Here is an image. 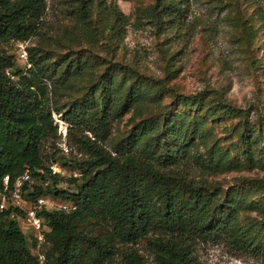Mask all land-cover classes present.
Wrapping results in <instances>:
<instances>
[{
    "label": "trees",
    "instance_id": "16d2710c",
    "mask_svg": "<svg viewBox=\"0 0 264 264\" xmlns=\"http://www.w3.org/2000/svg\"><path fill=\"white\" fill-rule=\"evenodd\" d=\"M182 6L183 0H154L135 22L153 28L159 36L168 29L179 35L186 25ZM46 9L47 0H0V190L4 176H8L11 186L28 170L30 178L39 180L38 185L23 184L22 197L28 205L47 196L73 205L68 210L42 208L38 211L43 221V239L39 242L33 236L32 245L40 243L45 247L42 260L32 254L19 226L18 220L25 217V209L0 210V264H67L71 242L82 224L86 192L95 179L107 182L110 177L123 195L133 225L144 226L150 222L153 205L176 224L170 234L155 239L159 241L156 256L160 264H196L193 242L198 238L199 229L201 234L203 230L210 234L223 230L234 213L245 206V198L233 189H227L222 197L220 187L211 188L188 177V147L197 139L198 127L195 120H185L178 112L164 116L167 119L161 123L157 135L150 138L148 133L159 126L161 115L145 118L130 129L125 139L112 149L107 148L105 141L111 133L110 114L118 76L121 80L129 76L130 90L139 87L141 82H147L151 89H162L160 80L147 78L130 65L100 57L93 51L97 35H103L106 30L115 34L127 23L126 15L115 5L105 6L104 0H73L72 39H62L66 33L57 38L58 42L65 41L66 51L50 59L47 53L27 49L26 64L30 66L9 74L13 58L3 45L38 35ZM104 11L108 13L106 18L102 17ZM73 41L86 47L73 49ZM80 82L87 84L83 94L61 103ZM205 96L206 93L176 94L175 101L211 115L246 118L242 109L225 103L206 108ZM124 107L123 102L121 108ZM53 113L61 114L67 124V141L78 154L62 166L77 171V176L64 179L51 171L50 164L57 162L56 155L62 151L56 145L59 136ZM247 122L242 123L245 132L241 136L242 156L252 164V135ZM50 139L53 152L46 155L44 149ZM200 139L203 140L202 136ZM143 140L146 143L140 148ZM215 155L211 147L205 155L196 156L195 164L203 172L214 173L221 168ZM46 161L50 164L46 165ZM45 174L51 179L50 184ZM64 180L75 185V191L59 189L58 183ZM130 264L140 263L134 260Z\"/></svg>",
    "mask_w": 264,
    "mask_h": 264
},
{
    "label": "rangeland",
    "instance_id": "374dc122",
    "mask_svg": "<svg viewBox=\"0 0 264 264\" xmlns=\"http://www.w3.org/2000/svg\"><path fill=\"white\" fill-rule=\"evenodd\" d=\"M104 2L105 6L115 5L126 15L127 23L115 34L106 30L103 35H97L93 51L162 82V89H155L158 93L147 82L130 90L132 80L129 76L125 80L118 76L110 114L111 133L105 145L112 149L145 118L161 115L159 126L148 133L150 138L161 130V123L167 119L164 116L169 112H178L185 120H195L198 133L188 147V177L211 188L220 187L222 197L227 189H233L245 198V206L234 213L223 230L211 234L203 230L201 234L199 229L198 238L193 242L196 264H264V0H183L182 19L186 25L179 35L168 29L160 36L153 28L135 22L154 0ZM72 5L73 0H47L38 35L3 45L13 58L9 74L27 69L22 57L24 50L47 53L50 59L66 51L65 41L58 42L57 38L66 33L62 39H72ZM107 15L104 11L102 17ZM94 18L96 20L95 15ZM109 36H113L111 40ZM79 47L86 46L74 42L72 48ZM86 88V83H77L61 103L76 99ZM198 93H206V108L225 103L242 109L246 118L211 115L175 101L176 94L194 96ZM123 102L124 109L121 108ZM245 120L252 135V164L242 156L241 136L245 134L242 123ZM57 135L56 145L62 151L56 155V163L46 161V165L50 164L51 171L64 179L77 176V171L63 168L62 163L78 154L66 136L61 137L58 131ZM199 136L203 140H198ZM51 142L50 139L45 145L46 155L53 152L49 147ZM144 143L145 140L140 148ZM211 147L216 151L215 159L221 168L214 173L203 172L195 164V158L205 155ZM45 177L50 184L51 179L47 174ZM28 183L38 185L39 180L30 178ZM57 187L73 192L76 186L64 180ZM30 191L31 188L27 192ZM86 193L82 224L71 242L67 264H130L134 260L140 264H160L156 256L160 250L159 241L155 239L176 229L172 219L164 217L159 207L153 205L150 222L144 226L133 225L123 195L112 177L107 182L95 179ZM44 198L46 203L42 208L48 210L58 209L60 205L68 210L73 205L53 196ZM28 208L26 203L23 209ZM18 222L32 254L42 260L45 247L40 243L32 245L37 231L26 217Z\"/></svg>",
    "mask_w": 264,
    "mask_h": 264
},
{
    "label": "built area",
    "instance_id": "2783aa9c",
    "mask_svg": "<svg viewBox=\"0 0 264 264\" xmlns=\"http://www.w3.org/2000/svg\"><path fill=\"white\" fill-rule=\"evenodd\" d=\"M26 51H22V57L27 60ZM27 66H30L27 64ZM8 73V70H6ZM54 124L57 127V131L61 137L66 136L67 125L61 118L59 114H53ZM30 181V173L26 170L22 175L18 176L11 186L9 185L8 176H4L3 178V188L0 190V210L7 209L10 207L16 208L19 207L23 209L26 202L23 200L22 192H23V184L24 182ZM46 200L44 197H39L36 199V202L32 205H29V208L25 211V217L29 224L37 231L35 236L38 241L41 242L43 239V221L41 217L38 215V211L42 209L45 205ZM58 209L67 210L66 206L60 205Z\"/></svg>",
    "mask_w": 264,
    "mask_h": 264
}]
</instances>
